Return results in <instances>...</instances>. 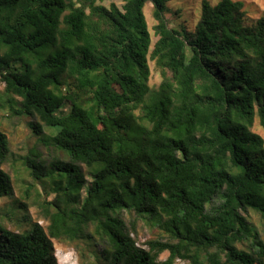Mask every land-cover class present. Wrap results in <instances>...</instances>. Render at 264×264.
Returning a JSON list of instances; mask_svg holds the SVG:
<instances>
[{
	"label": "trees",
	"instance_id": "1",
	"mask_svg": "<svg viewBox=\"0 0 264 264\" xmlns=\"http://www.w3.org/2000/svg\"><path fill=\"white\" fill-rule=\"evenodd\" d=\"M116 1L0 0V110L58 152L25 157L15 199L0 128V264H58L52 240L81 264H264L249 216L264 224V16L202 0L191 23L174 0ZM137 222L166 240L141 246Z\"/></svg>",
	"mask_w": 264,
	"mask_h": 264
},
{
	"label": "rangeland",
	"instance_id": "2",
	"mask_svg": "<svg viewBox=\"0 0 264 264\" xmlns=\"http://www.w3.org/2000/svg\"><path fill=\"white\" fill-rule=\"evenodd\" d=\"M202 0H174L168 4L171 10L177 11L183 9L184 13L182 19H187L189 22H194L198 18L200 2ZM216 3L218 0H210ZM244 3V10L246 12V18L250 21H256L262 16H264V0H237ZM120 8L124 4V0H117L115 2ZM109 6L110 3H105ZM145 15L149 24L150 31L154 36L152 27L155 25V20L153 18V8L148 4L145 8ZM168 18L172 27L181 30L179 27L180 22L173 14H168ZM151 67V79L150 85L152 87H157L160 84L161 78L159 73L155 70L153 63H150ZM4 89V84L0 82V93ZM31 121L28 118H23L18 115L10 116L8 113L0 110V128L8 136L10 141L11 150L14 156L8 166L4 169L10 173L11 179L14 183V198L20 199L22 193V186L28 187L29 185L25 181L32 182L33 179L30 178L28 170L22 165L25 157L29 156L32 151L39 153L42 160L46 163L52 159V157L58 154L57 151H53L41 143H39L33 134V131L29 128L28 122ZM253 131L258 133L264 139V130L259 126L258 122L255 123ZM28 200H24L28 204L29 216L34 222H38L44 227L47 226V222L42 220L39 216V209L33 204L35 201L34 191H29ZM5 201L0 200V207L5 206ZM250 220L257 227L260 237L264 240V224L261 221L259 215L254 212L249 213ZM127 222L133 220L130 215L126 216ZM131 227V224H129ZM136 232H133V237H135L141 246L147 248L146 243L152 239L166 240L167 235L163 234L157 227H151L145 225L142 222H137L135 224ZM54 247V254L58 264H81V257L77 251V247L68 242H59L57 240H52ZM168 258V253H164L161 256V260H166ZM176 264H188L180 260L176 261Z\"/></svg>",
	"mask_w": 264,
	"mask_h": 264
}]
</instances>
